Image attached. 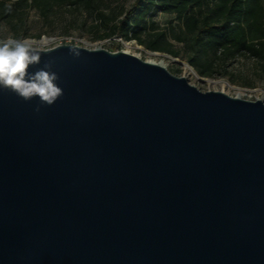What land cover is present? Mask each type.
I'll use <instances>...</instances> for the list:
<instances>
[{
	"label": "water",
	"instance_id": "water-1",
	"mask_svg": "<svg viewBox=\"0 0 264 264\" xmlns=\"http://www.w3.org/2000/svg\"><path fill=\"white\" fill-rule=\"evenodd\" d=\"M37 50L64 94L36 113L0 89V264H264L262 100Z\"/></svg>",
	"mask_w": 264,
	"mask_h": 264
},
{
	"label": "trees",
	"instance_id": "trees-1",
	"mask_svg": "<svg viewBox=\"0 0 264 264\" xmlns=\"http://www.w3.org/2000/svg\"><path fill=\"white\" fill-rule=\"evenodd\" d=\"M64 5L93 14L103 29L100 38L121 36L173 57L184 53L203 77L226 70L228 59L245 53L260 59L264 71V0H136L130 10L112 15L102 9V0H0L1 18L18 16L22 23L24 11L35 8L48 16ZM159 13L175 19L161 25Z\"/></svg>",
	"mask_w": 264,
	"mask_h": 264
},
{
	"label": "rangeland",
	"instance_id": "rangeland-1",
	"mask_svg": "<svg viewBox=\"0 0 264 264\" xmlns=\"http://www.w3.org/2000/svg\"><path fill=\"white\" fill-rule=\"evenodd\" d=\"M135 1L102 0V9L109 15L125 13L133 7ZM1 15L0 7V39H27L36 49L72 44L88 49L125 51L146 61L164 63L172 74L185 77L203 92L223 91L233 97L260 99L264 102L263 62L246 53L228 59L226 70L218 68L214 76L203 77L187 62L184 53L180 57H173L167 53L147 50L137 41H127L121 36L100 38L103 29L97 24L95 16L86 13L81 7L64 5L48 16L31 8L23 12L22 23L18 16L8 20L1 18ZM155 19L161 25H166L169 20L175 19V15L159 13ZM176 45L182 47L181 44ZM116 47L119 49L116 50Z\"/></svg>",
	"mask_w": 264,
	"mask_h": 264
},
{
	"label": "clouds",
	"instance_id": "clouds-1",
	"mask_svg": "<svg viewBox=\"0 0 264 264\" xmlns=\"http://www.w3.org/2000/svg\"><path fill=\"white\" fill-rule=\"evenodd\" d=\"M69 51L74 57L81 55L75 47ZM40 60L41 52L29 40L0 39V89L15 93L26 102L38 98L36 113L42 106H52L64 94L57 84L60 77L52 71L50 62L34 73L28 72L29 67L39 64Z\"/></svg>",
	"mask_w": 264,
	"mask_h": 264
},
{
	"label": "bare ground",
	"instance_id": "bare-ground-1",
	"mask_svg": "<svg viewBox=\"0 0 264 264\" xmlns=\"http://www.w3.org/2000/svg\"><path fill=\"white\" fill-rule=\"evenodd\" d=\"M153 63H155V62H153ZM157 64H158V63H157ZM159 64L162 65V66H165L164 63H159ZM200 79L205 80L206 78H201V77H200Z\"/></svg>",
	"mask_w": 264,
	"mask_h": 264
}]
</instances>
